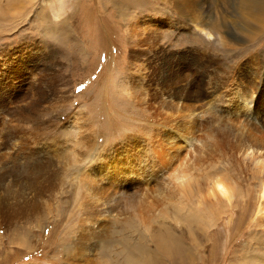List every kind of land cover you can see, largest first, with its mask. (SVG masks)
<instances>
[{
	"label": "rangeland",
	"instance_id": "374dc122",
	"mask_svg": "<svg viewBox=\"0 0 264 264\" xmlns=\"http://www.w3.org/2000/svg\"><path fill=\"white\" fill-rule=\"evenodd\" d=\"M242 8L239 0H0V79L26 59L9 89L38 81L43 93L35 115L5 119L50 162L30 213L9 216L12 199L0 189L9 216L0 264H264V181L252 179L254 161L239 149L249 122L237 104L241 82L254 93L264 81V27ZM139 17L158 29L140 42L129 33ZM197 17L211 21L210 35ZM185 71L214 94L198 127L197 111L172 104L161 82ZM220 177L235 199L207 189Z\"/></svg>",
	"mask_w": 264,
	"mask_h": 264
},
{
	"label": "bare ground",
	"instance_id": "6f19581e",
	"mask_svg": "<svg viewBox=\"0 0 264 264\" xmlns=\"http://www.w3.org/2000/svg\"><path fill=\"white\" fill-rule=\"evenodd\" d=\"M134 1H137V0H119V2H122L124 5H128V6H131ZM239 5L240 7L241 6L243 7L242 8L244 12V14H242L243 19H245L248 23H251L254 21L255 23L258 24L259 27H264V0H239ZM242 9H240L241 12H242ZM140 18L141 17L137 18V20L134 21L133 24L130 25V32H129L131 36L138 37L136 38L138 39V42L149 39V37L152 34H156L158 30L157 27L155 26L157 24L156 23L157 20L155 18L146 17L147 19L142 18L143 20ZM196 19H197V22L194 25L197 27V29L200 32H204L202 34L210 35L209 30H207L208 28L205 29V27L203 26L210 25L211 21L208 20V21H204L200 23L199 17H197ZM193 20L194 19L192 16V18H190V21L193 22ZM62 24L66 26V23H62ZM212 24H214V22ZM246 26L251 28L249 33H253V24H248ZM136 39H135V42H136ZM232 39L234 40L239 39L238 34L235 33ZM218 40H220V38L217 39V41ZM221 40H223V41H220L223 45L229 44V43H226V40L222 38ZM231 44L232 43L230 42L229 45ZM158 50H160V48ZM172 54H175V53H172ZM173 61H174V64H176L178 60L173 59ZM27 64L28 62L26 59L18 60V62H16V65L12 66L11 71L5 74L0 79V82H1L0 83V118H1L0 119V130L1 131L3 130V135H1V138L3 139V141L0 142V189H3L4 194L8 195L10 199H12L11 205H10V212L8 213L10 214L9 216H12V217L17 214L16 212L21 213V212L29 211L28 213H30L32 211L31 209L33 208V205L36 203L35 202L36 198L39 199V196H41V194L44 192L45 190L44 183H46V181L48 180L50 176V173H49L50 171L49 163L50 162L46 161L45 159L43 160L42 158L37 159V154H38L37 151L39 150L37 148L34 149V148L28 147L25 144L26 141H23L24 137L22 138L20 135V138H19L18 136V134H21L23 129L21 130L19 126L16 124H14L13 126L9 125L5 119V116L7 118L10 116V117H14L17 119H21L26 116L35 115V106L40 101V98L43 95V93H41L42 90L38 88V81H35V82L32 81L34 83H32V86L29 88L27 86L28 90H26L27 88L26 89L20 88L21 85L19 84L18 81H16L13 84L14 86L13 89H9L12 86L9 85V83L6 82V80L10 76L12 77V76L19 75L22 71H24L25 68H27ZM183 74L185 77H189L188 80H186L184 76L180 77L179 79H176V77L172 79L170 78V75H171L170 73L169 77L168 78L163 77L161 79V82L167 88V93H165L167 97L173 98L174 100H176L174 101L175 103L171 102L172 104H176V105L177 104H180V105L187 104L190 107H192L195 111H197V113L192 115V119H193L194 127H198L199 125L204 124V122H206V119L203 116V113L209 109V106H210L209 98L210 96H214V94H213V91L211 92L210 89L206 87V85L205 86L203 85V81L201 79L199 80V78H197V80H195L194 77H192V75L188 71H185ZM144 75L148 76V73H145ZM42 83H45V82L42 81ZM45 84H47V81ZM254 85H255L254 93L250 92V83L247 81L241 82L242 90L237 91L238 92L237 104L238 106H241L240 111H239V116L244 122H247V123L249 122L248 124L249 127L243 130V135L245 136L246 139L241 143V146H239V149L240 151H242V154L245 157H248L249 159L254 161L253 169L251 172V177L257 184L260 185L264 181V140H263L264 138V101L262 97L264 96V91H261L264 88V81H262L259 84H254ZM248 95L250 98L249 102L253 104V109L251 111H250L251 107L249 108L246 107L247 105L246 103H248L247 102ZM219 96L216 97L217 99L219 98L218 102L221 99ZM25 99L28 101H26ZM169 100L171 101V99H168V101ZM19 101H23V103H19ZM7 102H8V105L11 104V106L10 105L7 106ZM229 110L232 112L234 111V109H231V108H229ZM242 112H245V115L241 114ZM228 115L230 116L231 114L229 113ZM13 123H14V120H13ZM216 134H217V131H216ZM8 138L12 140L13 138L17 139L15 141V144H13L14 142L13 143L11 142L13 147L16 146V150L10 149L11 151H7L6 144L8 143V140H7ZM22 154H24V164H23V160H21ZM15 160L19 161L20 165H18L19 163H17ZM252 161H250L251 164H252ZM176 179L179 181H184L186 179L188 180V176L181 174L180 176H177ZM262 186L263 188L261 191H262V195L264 196V185ZM207 189L217 194H221L230 200L232 197L233 199L236 198L234 194L235 191H234L233 186H228L222 180L221 177L218 181H216L215 179V182H212V184H208ZM40 202L39 204H42ZM36 204L38 205V203ZM4 212L5 211L3 208V203H2V200L0 199V222H4L9 217L7 215V218L4 219V215H5ZM188 218L197 221L198 224H200L201 228H203L202 225L203 223H205L204 221L205 219L203 218L201 213L193 212L188 216ZM77 247L78 246H76V248Z\"/></svg>",
	"mask_w": 264,
	"mask_h": 264
}]
</instances>
